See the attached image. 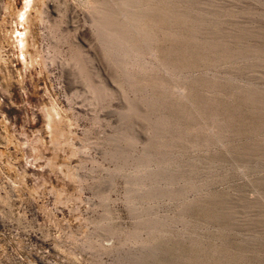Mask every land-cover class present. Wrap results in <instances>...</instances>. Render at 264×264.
Segmentation results:
<instances>
[{
    "label": "rangeland",
    "instance_id": "1",
    "mask_svg": "<svg viewBox=\"0 0 264 264\" xmlns=\"http://www.w3.org/2000/svg\"><path fill=\"white\" fill-rule=\"evenodd\" d=\"M0 264H264V0H0Z\"/></svg>",
    "mask_w": 264,
    "mask_h": 264
}]
</instances>
